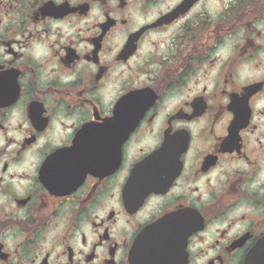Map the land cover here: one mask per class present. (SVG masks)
I'll return each mask as SVG.
<instances>
[{"label":"flooded vegetation","instance_id":"obj_1","mask_svg":"<svg viewBox=\"0 0 264 264\" xmlns=\"http://www.w3.org/2000/svg\"><path fill=\"white\" fill-rule=\"evenodd\" d=\"M157 223L264 264V0H0V264H131Z\"/></svg>","mask_w":264,"mask_h":264},{"label":"water","instance_id":"obj_2","mask_svg":"<svg viewBox=\"0 0 264 264\" xmlns=\"http://www.w3.org/2000/svg\"><path fill=\"white\" fill-rule=\"evenodd\" d=\"M152 234L154 238L159 242L154 244L151 248L146 242V236ZM165 237L161 236L160 223L150 227L143 231L140 237L135 242V245L131 251L130 263L131 264H181V257L172 256L170 247L163 250Z\"/></svg>","mask_w":264,"mask_h":264}]
</instances>
